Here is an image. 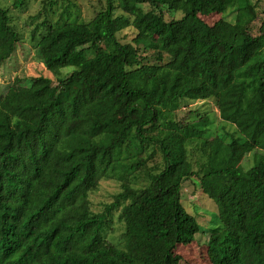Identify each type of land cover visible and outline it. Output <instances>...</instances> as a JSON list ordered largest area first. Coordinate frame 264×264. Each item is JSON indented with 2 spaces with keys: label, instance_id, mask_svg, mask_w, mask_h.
I'll return each mask as SVG.
<instances>
[{
  "label": "trees",
  "instance_id": "obj_1",
  "mask_svg": "<svg viewBox=\"0 0 264 264\" xmlns=\"http://www.w3.org/2000/svg\"><path fill=\"white\" fill-rule=\"evenodd\" d=\"M230 7L234 22L201 19ZM165 9L181 17L166 19ZM256 18L251 0H106L89 22L47 20L39 37L37 27L32 38L56 82L17 78L0 96V264H181L178 247L200 230L182 203L193 177L218 206L210 264H264V20L254 36ZM131 27L137 34L121 42ZM21 40L0 6V67ZM208 99L235 127L229 139L205 138L200 117L174 122L180 101ZM151 147L162 157L153 168L142 157H153ZM103 179L122 190L94 212ZM115 211L124 226L116 245L107 238Z\"/></svg>",
  "mask_w": 264,
  "mask_h": 264
},
{
  "label": "rangeland",
  "instance_id": "obj_2",
  "mask_svg": "<svg viewBox=\"0 0 264 264\" xmlns=\"http://www.w3.org/2000/svg\"><path fill=\"white\" fill-rule=\"evenodd\" d=\"M257 12V18L251 26V33L254 36L260 34V27L264 20V0H251ZM14 0H0V6L10 10L11 21L16 30L21 35V43L14 56L0 67V96L6 94L9 86L19 78L22 80L30 76L44 75L55 80V75L49 72L43 64L41 57L36 49V41L33 40V31L43 22L49 21L56 23L62 20L78 19L81 22H89L93 17L106 6V0H25L22 7L14 9ZM116 14H122L118 9ZM166 19H177L181 13H172L164 10ZM234 9L228 8L223 14H211L202 16L201 19L210 26H213L222 18L234 22ZM45 28L40 26L37 31L39 37ZM137 31L134 28H128L118 34V38L123 43L131 42ZM37 37V38H38ZM152 55V53L150 54ZM74 68H65L62 74H67ZM24 84H26L24 82ZM205 120L208 124V131L204 137L213 138L215 136L229 139L230 135L236 134L234 126L224 123L219 115L216 102L213 99L191 101H180V107L174 115V122L179 126H186L199 120ZM190 160L193 163L194 170L198 168V162L201 159V152L195 145L189 146ZM149 154L142 155L146 158V165L150 168L160 166L161 154L158 148L151 147ZM255 155L249 154L244 162V168L254 165ZM121 183L117 180L103 179L91 194V208L94 212H102L105 206L114 201V197L121 192ZM182 203L184 207L194 216L200 224V230L195 236L196 241L186 247L179 246L177 253L182 257L181 264H210L206 257L205 246L207 244L210 231L219 225L218 206L199 188L197 177L185 181L182 187ZM123 223L118 220V211L114 212L113 223L107 232V238L113 244H121Z\"/></svg>",
  "mask_w": 264,
  "mask_h": 264
}]
</instances>
